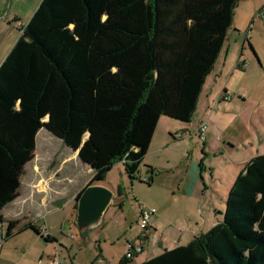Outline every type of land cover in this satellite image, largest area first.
<instances>
[{
  "label": "trees",
  "instance_id": "trees-1",
  "mask_svg": "<svg viewBox=\"0 0 264 264\" xmlns=\"http://www.w3.org/2000/svg\"><path fill=\"white\" fill-rule=\"evenodd\" d=\"M237 3L41 0L0 65L2 242L27 230L39 235L2 215L19 197L38 132L78 152L92 170L87 186L119 162L135 180L159 119L191 122ZM140 264H264V154L236 176L222 221Z\"/></svg>",
  "mask_w": 264,
  "mask_h": 264
},
{
  "label": "rangeland",
  "instance_id": "rangeland-1",
  "mask_svg": "<svg viewBox=\"0 0 264 264\" xmlns=\"http://www.w3.org/2000/svg\"><path fill=\"white\" fill-rule=\"evenodd\" d=\"M39 1L0 0V41L7 37V42H11L18 37L21 27L26 25ZM262 14H264V0H238L233 25L227 33V40L214 65V70L208 77L209 81L215 74L219 75V71L225 65V70L223 68L225 74L220 79L219 88L225 83L229 84L232 102L227 103L228 100H225L222 105L226 103L228 104L226 106H230L231 116L228 127L218 125L223 139L232 137L238 140L236 142L238 149H229L233 151L232 156H229L225 148L224 154L210 155L208 159L204 155H198L203 142L195 141V156H198L199 160H205L207 166L216 169L225 168L229 159L233 162L243 159L245 151L251 152L246 154V157L264 154L262 138L264 137V23L260 16ZM244 36L250 38L249 41L256 45L262 62L260 63V60L257 62L251 55H249L251 59L244 56L246 62L242 70L236 69V62L242 52ZM228 49L229 53L226 55ZM244 49L246 55L250 54L247 44ZM234 115L241 116L247 128H241V125L236 123ZM219 120L225 121L223 118ZM260 125H262L259 131L261 135H258L254 128ZM247 138V142L252 145L248 146L246 143L245 149L243 143H240ZM34 155L30 165L25 166V173L21 177V194L16 203L20 204L31 188L30 184H35V198L39 200L40 196L44 195L46 199L42 201L40 212H36L33 221L41 231L46 227L48 233L58 239L55 245L46 243L43 239L37 241L32 250L36 255L51 252L55 248L61 251L62 257L68 264L118 263L123 258L128 243L133 242L135 237L144 240L145 232L139 226L141 210L159 211L158 204H164L165 208L169 207V212L171 211L169 214L173 216L178 209L177 206H180L172 202V196L166 189V183L171 177L162 174L156 177L154 182L146 183L143 180L145 168L142 167L141 172L136 173V179L131 180L125 171L124 163L119 162L107 173L104 181L98 182L99 186L113 193V203L105 210L99 221L81 227L76 223V209L73 207L72 211L69 196L75 192L77 186L89 178L90 172L78 167L79 163L75 158H72L67 165L61 164V159L68 155L72 156V150L45 129H41L37 134ZM155 159L154 155L148 158V160ZM234 173H236L235 178L239 172L234 169ZM68 175H71V178ZM206 175L208 176V173ZM224 209V206H220V221L223 219ZM166 227L167 225L164 229ZM5 229L6 224L0 225V232H5ZM33 233L32 230L23 231L6 243L0 241V244L5 246L4 248L30 247ZM148 245L147 243L144 245L143 256L133 259L129 264L133 262L140 264L145 259ZM148 257H151V254Z\"/></svg>",
  "mask_w": 264,
  "mask_h": 264
},
{
  "label": "crops",
  "instance_id": "crops-1",
  "mask_svg": "<svg viewBox=\"0 0 264 264\" xmlns=\"http://www.w3.org/2000/svg\"><path fill=\"white\" fill-rule=\"evenodd\" d=\"M40 2L41 0L39 3ZM38 5L33 9L30 17ZM16 20H18V17H16ZM262 21L264 23V18ZM17 38L18 37L11 42H7V37L0 41V65ZM246 39L247 38L244 36L242 52L240 53L239 60L236 62V69L239 68L243 70L246 62L244 56L249 57V55H251L257 62L258 60H260V63L262 62L256 45L249 41L250 38ZM245 44L248 45V51L250 52L248 55L244 53ZM228 53L229 49L226 55H228ZM226 55L225 58L227 57ZM249 59L251 58L249 57ZM223 68L225 70V65H223ZM223 68L219 71V75L215 74L211 80L208 81V77L212 73L206 78L191 122L184 123L164 116L159 119L149 150L139 166L138 172H141L142 167L145 168V177L143 180L146 183L154 182V179L162 174L171 177L168 180L169 182L166 183V189L172 196V202L178 203L180 206H177L178 209L175 210V214L172 216L169 214L171 213V211L169 212V207L165 208L166 205L158 204L159 211H156L154 215L150 216L146 229L142 230L145 232L143 234V236H145L144 240L141 239V237H135V240L131 242L134 244H143V251L133 257L132 261L133 259H138L143 256L145 250L144 245H146V243L149 245L145 251V259L143 261L151 259L160 254L163 250H170L178 246L187 245L193 237L206 233L220 222V206L225 207L227 195L233 187L236 178H234L236 174L234 173V169L236 172L240 173L245 163L252 158L250 155L246 157V154H251V152L248 153L245 151L246 154L243 159H238L237 162H233L229 159L225 168L216 169L207 166L205 160H199L198 156H195V141L197 140L203 142L198 155H204L207 159L210 155L217 156L220 153L224 154L225 148L229 156H232L233 153V151L230 150L238 149L236 145L238 140L232 137L223 139L220 135L221 128H219L218 125L221 124V126L224 125L228 127L231 116L229 113L230 106H226L228 105L226 103L222 105L225 100H228L227 103L232 102L231 93L228 89L229 84L226 85L225 83V85L219 88L220 79L225 74ZM220 118H223L225 121L219 120ZM234 119L238 125H241V128H247V124L242 120L243 118L241 116L234 115ZM236 119H238V121ZM203 122H207L208 124L205 140H202L197 135V130ZM261 126L262 125L254 128L256 133L258 132V135H261L259 134ZM262 138L264 140V137ZM247 141L248 138L242 140L240 143H243L245 149L247 148L246 143L248 146L252 145ZM152 155H154L156 159L148 160ZM72 158L78 161V167L85 168L87 172H90L89 178L86 179L83 184L77 186L75 192L71 193L69 196V202L72 204L73 211L76 202L75 198L78 193L88 185L92 177V170L78 158L77 151H72L71 157L68 155L61 159V164L67 165ZM206 173H208V176H205ZM68 176L71 178V175ZM94 185H99V183H95ZM30 187L26 196L23 197L22 202L17 204V199H15V201L4 207L2 215L6 221H18L20 227L31 224V226L39 230V235L32 234L33 242H31V245L33 247L19 246L18 248H4L5 246L0 244V264H68L62 257L61 251L55 248L51 252H42L38 255L32 252L35 243L42 240V237L48 236L50 240H54L53 242H46L51 245L58 243V239L54 235L48 233L46 227L41 231L33 221V218H36V212H40L42 201L46 199V196L42 195L39 200L36 199L35 184H30ZM20 194L19 191V196ZM111 203H113V201ZM165 225H167L166 229H164ZM3 234L4 232H0V241L3 238ZM18 235L19 234H15L14 236L16 237ZM150 249L151 251H149ZM150 254L151 257H148ZM119 262L115 264H119ZM132 264L139 263L133 262Z\"/></svg>",
  "mask_w": 264,
  "mask_h": 264
},
{
  "label": "water",
  "instance_id": "water-1",
  "mask_svg": "<svg viewBox=\"0 0 264 264\" xmlns=\"http://www.w3.org/2000/svg\"><path fill=\"white\" fill-rule=\"evenodd\" d=\"M113 193L99 185L87 186L77 200L76 223L83 227L99 221L111 203Z\"/></svg>",
  "mask_w": 264,
  "mask_h": 264
},
{
  "label": "built area",
  "instance_id": "built-area-1",
  "mask_svg": "<svg viewBox=\"0 0 264 264\" xmlns=\"http://www.w3.org/2000/svg\"><path fill=\"white\" fill-rule=\"evenodd\" d=\"M262 18H264L263 14L260 15ZM247 38V36H245ZM247 40V39H246ZM208 130V124L207 122H203L200 124L198 130H197V135L202 139L205 140V134L207 133ZM156 213L155 209L151 210H141L140 211V222L139 226L142 230L146 229L147 222L150 218V216L154 215ZM143 251V244H134V243H128L126 252H125V258L127 259H132L136 255L140 254ZM55 264H60V263H55Z\"/></svg>",
  "mask_w": 264,
  "mask_h": 264
}]
</instances>
